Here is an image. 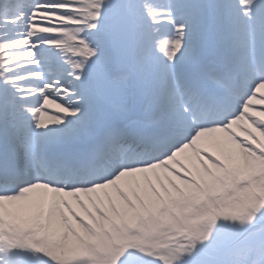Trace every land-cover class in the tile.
Listing matches in <instances>:
<instances>
[{
    "label": "snow or ice",
    "instance_id": "6c2138e0",
    "mask_svg": "<svg viewBox=\"0 0 264 264\" xmlns=\"http://www.w3.org/2000/svg\"><path fill=\"white\" fill-rule=\"evenodd\" d=\"M0 264H264V0H0Z\"/></svg>",
    "mask_w": 264,
    "mask_h": 264
},
{
    "label": "bare ground",
    "instance_id": "6f19581e",
    "mask_svg": "<svg viewBox=\"0 0 264 264\" xmlns=\"http://www.w3.org/2000/svg\"><path fill=\"white\" fill-rule=\"evenodd\" d=\"M51 107L53 109H55V104L51 105ZM209 145H210V143H208V141L206 142L205 140L201 144L202 147H207L210 151H212V146H209ZM180 158L183 160L184 163H186L188 165H191L190 163H191L192 159H194V158H189L188 160H186L185 155H182Z\"/></svg>",
    "mask_w": 264,
    "mask_h": 264
}]
</instances>
